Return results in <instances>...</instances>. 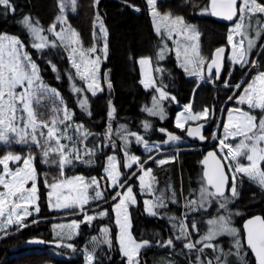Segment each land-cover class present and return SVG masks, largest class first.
Returning <instances> with one entry per match:
<instances>
[{"label":"snow or ice","instance_id":"6c2138e0","mask_svg":"<svg viewBox=\"0 0 264 264\" xmlns=\"http://www.w3.org/2000/svg\"><path fill=\"white\" fill-rule=\"evenodd\" d=\"M100 2L101 0H93L92 7L97 9ZM123 2L134 11H141L139 6L129 3V0ZM185 3L198 9L197 15L231 22L227 35L230 46L227 59L232 65L239 66L242 77L248 79H242L234 85L229 80H224L226 88L239 90L228 97L229 100L235 99L238 106L228 110L227 122L223 124V135L212 137L218 139V150L209 151L201 161L203 173L199 189L194 190L196 198L185 197L183 207L186 211L180 217L167 216L175 230L174 235L167 240L157 239L155 244L161 248L174 249L179 241L182 249L187 250L189 264H230L229 256H235L240 264H250L249 253L254 257V264H264V216H251L239 228L234 225L233 218L242 213L230 207L239 200L245 178L264 193V70H257L252 74V69H257L258 65L256 60L250 59V53L257 46V39L264 34V0H206L202 4L185 0ZM145 4L159 41L155 61L165 60L168 53L174 51L179 67L188 76L197 77L199 81H205L206 77L209 82L220 80L226 48L217 47L209 56H205L200 44L202 33L195 24L189 23L183 15L174 14L171 10L162 11L158 0H145ZM56 6L58 14L45 28L30 13H23L17 19L19 5L16 0H0V24H6L8 19H13L28 34L26 40L0 31V145H28L39 149L38 153L29 150L27 154H21L8 150L0 154V233H3L0 239L10 235L11 228L19 232L28 227V218L41 211V173L38 172L36 163L39 156L40 163L55 166L58 170V175L51 181L47 179V173L43 176V184L49 189V209L78 210L84 213L82 221L73 220L70 224L54 226L58 229L55 234L59 238L56 247L72 249L75 252L77 249L74 244L64 241H71L78 235L82 223L91 224L95 219L87 214L85 206L90 201L104 199L101 181H110L109 186L113 189L125 188V182H121L122 173L115 155L107 157L104 167L106 175L100 179L96 176L86 178L84 175L66 174L77 163L93 164V158L101 147H116L112 139V121L116 119L117 108L109 99L108 124L103 133L107 143L89 146L86 141L96 133L91 132L83 123H77L74 119L76 113L68 106L61 92L45 82L41 67L33 59L29 47L39 53L57 48L68 53V61L74 70V73H67L71 92L77 97L76 104L79 109L88 116L92 115L88 94L96 97L106 89H113L109 79L110 70L101 74V66L109 55V31L99 11H95L92 21V43L85 47L81 33L69 22L68 13L77 12L78 0H57ZM168 41L172 42V48ZM48 63L52 71L58 73L56 65L51 61ZM136 63L141 68L139 83L146 91L156 93L152 96L151 106H145L142 111L163 120L165 109L162 102L176 101V97L166 91L167 86L162 82L158 83L155 76V73H163L164 69L158 65L154 67L152 56L139 57ZM228 76L231 78L232 71L228 72ZM56 79H61L59 74ZM77 79L82 82L80 85L76 83ZM212 114L208 107L193 112L192 104L188 103L176 115L175 127L186 132L188 137L204 141L207 137L203 134V129ZM189 122L197 123L193 127ZM142 126L145 131L152 127L147 120L142 122ZM159 131L167 137L162 144L182 139L164 128ZM116 134L122 141V150L127 160L124 166L131 168L134 164L139 165L142 172L138 177L140 188L154 196V199L144 200L145 212L153 217L160 216L158 209L167 208L169 202L178 203L176 193L173 190L171 196H166L162 190L156 195V177L152 168H145V164L151 160L163 166L176 157L156 159L149 155L147 160H141L139 156L129 154L128 146L132 143L130 138L142 144L149 153L154 149L159 153L160 145L150 146L143 135L130 131L125 124L119 125ZM252 195L255 197V193ZM112 199H118L113 211L118 227L116 239L119 251L125 264H141V252L152 246V242L146 239L138 241L132 234L129 207L137 204L133 188L128 186L123 192L116 191ZM213 206L215 215H210L204 222L206 229L201 234L198 226L200 222L194 216L189 219V216L207 212ZM107 214V211L99 213L100 216ZM31 223L38 221L32 219ZM101 231L105 238L98 241L97 237H92L91 243H104L111 249L113 240L110 238L109 229L105 227ZM224 236L231 237L228 251L218 242ZM28 242L46 243L43 240ZM209 249L213 253L212 258H208L206 250ZM84 261L85 264H97L95 247L90 251L84 249Z\"/></svg>","mask_w":264,"mask_h":264},{"label":"trees","instance_id":"16d2710c","mask_svg":"<svg viewBox=\"0 0 264 264\" xmlns=\"http://www.w3.org/2000/svg\"><path fill=\"white\" fill-rule=\"evenodd\" d=\"M158 2L162 11L171 10L174 14L183 15L189 23L198 27V30L202 33L200 43L205 54L210 55L220 45L227 46L226 32L227 26L231 22L224 23L215 17L197 15L198 9L190 7L189 4L185 3V0H158ZM193 2L202 4L206 0H193ZM16 3L19 5L17 19L23 13H30L38 18L41 25L45 28L53 22L58 14L57 0H16ZM92 3L93 0H78L77 12L68 13L69 22L81 33L85 47L92 43V21L94 20L95 11H99L109 31V55L101 66V74L110 70L109 79L112 81L113 89L111 91L106 89L96 97H91L90 93L88 94L90 97L91 116L79 109L76 104L77 97L71 92V84L67 78V73L69 71L74 73V70L71 69L68 61V53L62 48L46 49L43 53H39L30 47L28 48L33 59L40 65L41 74L45 82L52 87H56L63 95L68 106L76 113L75 121L83 123L91 132L96 133L95 136L89 137L86 141L89 146L97 143H107L103 138V133L108 124V100L111 99L117 108L116 119L112 121V139L115 141L116 147H101L94 157V164H77L75 168L67 170L66 174L68 176L75 174H81L85 177L96 176L100 179L105 176L103 168L107 157L112 153L117 154L120 169L123 173V181L125 184H133V192L137 199V204L129 207L132 234L138 241L146 239L152 242V246L142 250L141 264H168L166 263L168 253L172 256L171 264H189L187 250L182 249L179 241L176 242L174 249L161 248L155 244V241L157 239L167 240L174 235L175 230L172 228L167 216L179 217L183 213L184 208L181 203L183 199L181 196L184 198L190 193L191 189L197 187V177L202 173L201 158L204 150L194 148L180 151L176 159L163 166L154 165L148 160L145 166L152 168L153 175L157 179V186L165 185V189L169 187L171 193L174 190L178 200L176 204L168 203L166 210H170L169 213H160V216L153 217L145 212L144 195L139 192L137 183L134 182L133 175L137 171L130 175L132 170L126 171L124 168L122 141L119 135L116 134V129L119 128L120 124H125L130 131L143 135L149 143L164 141L166 134L160 132V128L182 136L184 132L175 127L174 115L180 105L188 104L192 100L191 104L194 111L208 107L213 112L204 127V135L208 141L219 120L222 106L225 105L217 132L220 130L226 108L236 104L235 99L229 100L228 97L239 90L226 88L224 80H229L234 85L242 79H248V77H242L239 66H230L225 61L220 80L197 83L196 79L185 76L184 71L177 63L173 51L168 53L165 60L155 61V53L158 51L159 41L153 31L145 0H129V3L141 8L140 12L128 7L123 0H101L97 9L92 7ZM0 31L18 35L22 39H28L26 31L13 19H8L6 24H0ZM168 44L172 48L169 42ZM256 45L250 53V59L256 60L258 67L257 69H252V74L256 70H264V47H260V45H264V34L259 38ZM142 56H152L154 58V67L158 65L164 69L163 73H155L157 81L166 85V91L176 97V101L165 100L162 102L165 109V119L163 120L159 116L152 117L142 111L145 106H151L152 96L156 95L154 91H146L139 83L140 70L136 60ZM48 61L56 65L58 73L52 71ZM229 71H232L231 78L228 76ZM57 74L60 75V80L56 79ZM76 83L80 85L82 82L77 79ZM197 84H199V87H197ZM145 120L152 125L147 131L142 126V122ZM200 123H203V121H200ZM190 140L194 146L203 145L197 139L192 138ZM8 150L25 154L26 147L0 145V154ZM128 152L137 154L141 160H147L150 155V153H144L140 149V145L135 142L130 144ZM36 163L38 172L41 173V183L39 185L41 211L38 215L34 214L33 217L28 218V227L19 232L11 228L9 229L11 234L0 239V264H85L82 248L86 245L89 250H92L93 247L87 242L90 236L96 233L103 224H108L110 227L113 246L111 249L106 244L94 246L97 264H125V259L119 251L116 239L117 226L112 209V203L114 202L112 196L115 194V190H106L105 188L104 199L96 200L86 206L87 212L106 209L108 214L103 217H95L91 224L82 223L79 234L75 235L71 241H64L65 243L74 244L77 249L75 252L72 249L56 247V242L59 238L53 234L52 222L55 220L53 217L62 215V213L49 209L47 188L43 184L44 174L47 173L48 179L50 174L53 175L54 170L52 167H43L38 159ZM101 182H107V180H102ZM253 193H255V197H253ZM231 207L242 213V215L236 216L235 221L241 227L243 220L249 216L255 214L264 216V193H261L258 187L245 179L241 189V196L235 205H231ZM76 212L78 210L71 211V213ZM75 218L82 221L80 215ZM191 218H193V214H190L189 219ZM194 218L200 222L198 226H204L203 217L194 216ZM32 219H39L37 220L38 223L32 224ZM2 235L3 233H0V236ZM30 240H43L46 243H29L28 241ZM52 249L58 250L63 255H68V257L55 256L52 253ZM207 254L209 253L207 252ZM209 255L212 256V254ZM249 260L250 264H254V258L251 253H249Z\"/></svg>","mask_w":264,"mask_h":264},{"label":"rangeland","instance_id":"374dc122","mask_svg":"<svg viewBox=\"0 0 264 264\" xmlns=\"http://www.w3.org/2000/svg\"><path fill=\"white\" fill-rule=\"evenodd\" d=\"M231 27V23L230 24H228V26H227V32H226V43H227V35H228V31H229V28ZM253 36H254V33H253ZM237 39H239V37H237ZM258 41H259V39H257V41H256V44L258 43ZM171 45H172V42L171 41H168ZM201 44V43H200ZM247 44V42H245V45ZM227 46H228V43H227ZM172 47H173V45H172ZM201 51H202V53L205 55V56H209L208 54H205L204 52H203V50H202V47H201ZM173 53H174V56H175V52L173 51ZM228 55H230V46H228V52H227V54H226V63L228 64V65H230V66H233L232 64H231V62L227 59V56ZM175 58H176V56H175ZM177 60V59H176ZM177 63H178V65H179V61H177ZM138 67H139V70H140V79H141V68H140V66L138 65ZM182 69V68H181ZM183 70V69H182ZM257 71V70H256ZM184 74H185V76H187V77H190V78H194V79H196L197 80V83H199V82H201V81H199L198 80V78L197 77H191V76H188L185 72H184ZM205 81H208L207 80V77H206V80ZM171 95V94H170ZM192 102V100H190V102L189 103H191ZM186 105V104H185ZM183 106L184 105H180L179 106V108H178V110L175 112V115H174V119H173V121H174V124H175V117H176V115L179 113V112H181V111H183ZM238 105H236V104H234V105H231V106H228L227 108H226V111H225V114H224V119H223V121H222V124H221V127H220V130L218 131V132H216L215 130H216V127H214V129H213V131H212V133H211V137H213V135L216 133V136L217 137H220V136H222L223 135V124L224 123H226L227 122V115H228V110L229 109H231V108H234V107H237ZM241 107H245V106H241ZM199 111H201V110H199ZM199 111H194L193 110V112H199ZM190 124H192V123H196V122H189ZM217 133H218V135H217ZM174 134V133H173ZM177 135V134H176ZM180 136V135H179ZM181 140L180 141H178V142H170V143H168V144H162V141L161 142H152V143H149V145L150 146H154V145H156V144H159L160 145V152L158 153L155 149L153 150V152H151L150 153V155H152V156H154V157H156V159H161V158H171V157H177L178 156V153L180 152V151H185V150H190V149H194V148H198V149H201V146H199V147H197V146H194L193 144H191V140L190 139H192L191 137H188L187 136V134H186V132H184V135H182L181 136ZM130 139H132V142H135V140H134V138H130ZM165 139H167V137H165ZM164 139V140H165ZM136 143V142H135ZM216 143V148H217V150H218V139H217V142H215ZM136 144H138V143H136ZM13 145H17V144H13ZM140 145V149L144 152V153H149V152H147L146 150H145V148L143 147V145L142 144H139ZM18 146H22V147H26V151H25V154H27L28 152H29V150H31V151H33L34 153H38L39 152V149H36V148H34V147H31V146H28V145H18ZM81 147H83L82 145H81ZM129 147H130V145L128 146V150H129ZM123 151V150H122ZM123 154H124V151H123ZM130 154V153H129ZM110 155H115L116 156V158H117V163H118V166H119V168H120V165H119V160H118V156H117V154H115V153H112V154H110ZM130 155H136V156H138L137 154H130ZM37 159L40 161V157L39 156H37ZM94 159V158H93ZM151 161V160H150ZM170 161H172L171 159H170ZM126 162H127V160H126V157H125V155H124V162H123V165H125L126 164ZM154 165H157L156 163H154L153 161H151ZM42 164V163H41ZM77 164H80L81 165V163H77ZM76 164V165H77ZM94 164V163H93ZM106 164H107V160H106V163H105V166H106ZM43 165V167H52V169L54 170V172H53V175L52 174H50L49 176H48V180L49 181H51L52 180V178L53 177H55V176H57L58 175V170L56 169V167L55 166H49V165H44V164H42ZM82 165H87V164H82ZM104 166V167H105ZM124 168H125V170L126 171H130V170H132L130 173V175H132V174H134V172H136L134 175H133V178H134V182L135 183H137V186H138V190H139V192L140 193H142L143 195H144V200H146V199H154V196L153 195H151V194H148V193H146L145 191H143L141 188H140V182H139V179H138V177L142 174V172H141V170H140V168H139V165H136V164H134L131 168H127V167H125L124 166ZM145 168H150V167H148V166H145ZM120 171H121V169H120ZM103 172H104V168H103ZM105 173V172H104ZM121 173H122V171H121ZM75 175H81V174H75ZM106 175V174H105ZM129 175V176H130ZM70 176H72V175H70ZM201 177H202V173H200L199 175H198V177H197V183H198V185H197V187L196 188H193V189H191L190 190V193L192 194V195H190V193L187 195V196H184V198H183V196H181L182 197V206L184 205V203H185V197H187V198H189V199H193V198H196V196H195V192H194V190H198L199 189V187H200V183H201ZM86 178H89V177H86ZM189 178V177H188ZM246 180H247V178H245ZM156 181H157V179H156ZM121 182H124L123 181V173H122V176H121ZM110 185V181H107V182H101V190L103 191V193H104V195H105V191L106 190H112L113 188L112 187H110L109 186ZM128 186H133V184H125V188H123V189H121V188H115L114 190H115V192L116 191H121V192H123V191H125L126 190V188L128 187ZM154 187L157 189V191H156V195H159V192L160 191H165V195L166 196H171V192L169 191V187H168V189H165V185H162V186H160V187H158L157 186V183L154 185ZM105 188H106V190H105ZM49 189H47V191H48ZM91 194V193H90ZM94 201H90V203H89V205L90 204H92ZM118 202V199L117 200H115L113 203H112V209L114 208V205H115V203H117ZM86 206H88V205H86ZM86 206H85V208H86ZM230 207H231V205H230ZM184 208V207H183ZM234 210H237V209H235L234 208ZM53 211H57V212H60V213H62V215H59V216H56V217H53V219H55L53 222H52V231H53V234H54V236L55 237H57L56 236V231H58V229H55L54 228V226L55 225H57V224H70L71 223V221H73V220H76V221H81V220H79V219H77V218H75L77 215H80L81 217H82V220H83V218H84V213H81V212H76V213H71V211L72 210H53ZM85 211L87 212V210L85 209ZM101 211H106V209H99V210H94V211H92V212H87V214L88 215H92V216H94V217H103V216H100L99 215V213L101 212ZM186 211V209L184 208L183 209V212H185ZM114 212V211H113ZM158 212L159 213H162V214H167V213H169L170 212V210L168 211V210H166V208H163V209H158ZM210 215H215V207L213 206V207H211V208H208V210H207V212H200V213H195V214H193V216H201V217H203L204 218V222L208 219V218H210ZM180 216H181V214H180ZM179 216V217H180ZM234 219V225L236 226V227H239V228H241L238 224H236V217H234L233 218ZM37 220H39V219H37ZM114 221H115V212H114ZM105 227H107L108 229H109V235H110V227H109V225L108 224H103V225H101L100 227H99V229H98V231L96 232V233H94V234H92L91 236H90V238H89V241L87 242L90 246H92V247H94L95 245H97V244H104V243H97V244H93V243H91V241H92V237H97V240L98 241H102L104 238H105V235H104V233L101 231L103 228H105ZM200 228H201V234L203 233V231L206 229V224H204V226L203 227H201V226H199ZM58 238V237H57ZM110 238H111V235H110ZM194 238V237H193ZM196 238V237H195ZM194 238V239H195ZM218 242H219V244H220V246L221 247H223L224 248V250L225 251H228V249L231 247V237H228V236H224V237H220L219 238V240H218ZM107 245V244H106ZM85 248H89L88 246H83V255H84V249ZM89 250V249H88ZM90 251V250H89ZM209 254H212V256L211 255H209V254H207L208 255V258H212L213 257V253H212V251L209 249V250H206ZM52 253L55 255V256H59V257H68V255H63L62 253H60L58 250H56V249H52ZM163 259V258H162ZM172 259V258H171ZM228 260L230 261V264H240V262H239V260L235 257V256H229L228 257ZM162 261V260H161ZM169 261L168 260H166V263H168Z\"/></svg>","mask_w":264,"mask_h":264},{"label":"water","instance_id":"95a60500","mask_svg":"<svg viewBox=\"0 0 264 264\" xmlns=\"http://www.w3.org/2000/svg\"><path fill=\"white\" fill-rule=\"evenodd\" d=\"M217 20H219V21H221V22H224V23H230V22H228V21H225V20H222V19H218V18H216ZM221 46H224L225 48H226V53H225V56H226V54H227V46L226 45H220V46H218V47H221ZM224 65H225V61H224ZM224 68V67H223ZM223 70V69H222ZM191 126H193V127H195L196 126V123H192V124H190ZM191 138H193V137H191ZM194 139H197L201 144H207L206 146H204V147H206V149H205V152H204V154H203V156H202V158H201V161L203 160V158L207 155V153L209 152V151H217V148H215V147H213V143H212V140H213V138H211L210 139V141H208L207 142V139L206 140H204V141H200L198 138H194ZM202 173H203V165H202ZM255 215H261V214H255ZM252 216H254V215H252ZM262 216V215H261ZM251 217V216H250ZM249 218V217H248ZM248 218H246V219H244L243 220V222H242V224H241V228H242V226H243V223H244V221L245 220H247ZM254 258V257H253Z\"/></svg>","mask_w":264,"mask_h":264},{"label":"bare ground","instance_id":"6f19581e","mask_svg":"<svg viewBox=\"0 0 264 264\" xmlns=\"http://www.w3.org/2000/svg\"><path fill=\"white\" fill-rule=\"evenodd\" d=\"M224 107H225V105L222 106V109H221V112H220V116H219V120H218V122H217V124H216V130H217V128L219 127L220 120H221V115H222V112H223V110H224ZM216 130H215V131H216ZM216 132H217V131H216ZM214 135H216V133H215ZM211 138H212V137H211ZM211 138H210V139H211ZM210 139H209L208 141H210ZM208 141H207V142H208ZM215 142H217V139H213V140H212V143L214 144L213 147L216 148V145H215L216 143H215ZM206 145H207V144H203V145L201 146V149L204 150L203 153H202V156H203V154H204V152H205V149H206V147H204V146H206ZM201 165H202V164H201ZM249 217H250V216H249ZM247 218H248V217H247Z\"/></svg>","mask_w":264,"mask_h":264},{"label":"crops","instance_id":"0c3cea01","mask_svg":"<svg viewBox=\"0 0 264 264\" xmlns=\"http://www.w3.org/2000/svg\"><path fill=\"white\" fill-rule=\"evenodd\" d=\"M116 226H117V225H116ZM117 234H118V227H117ZM167 256H168V261L171 262V257H172V256H171L169 253L167 254Z\"/></svg>","mask_w":264,"mask_h":264},{"label":"flooded vegetation","instance_id":"af4514ba","mask_svg":"<svg viewBox=\"0 0 264 264\" xmlns=\"http://www.w3.org/2000/svg\"><path fill=\"white\" fill-rule=\"evenodd\" d=\"M203 134H204V129H203ZM216 145V144H215Z\"/></svg>","mask_w":264,"mask_h":264}]
</instances>
